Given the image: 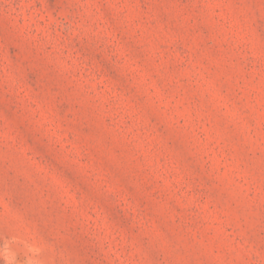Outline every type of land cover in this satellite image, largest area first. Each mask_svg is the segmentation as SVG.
Returning a JSON list of instances; mask_svg holds the SVG:
<instances>
[{"label": "rangeland", "instance_id": "obj_1", "mask_svg": "<svg viewBox=\"0 0 264 264\" xmlns=\"http://www.w3.org/2000/svg\"><path fill=\"white\" fill-rule=\"evenodd\" d=\"M264 264V0H0V264Z\"/></svg>", "mask_w": 264, "mask_h": 264}, {"label": "clouds", "instance_id": "obj_2", "mask_svg": "<svg viewBox=\"0 0 264 264\" xmlns=\"http://www.w3.org/2000/svg\"><path fill=\"white\" fill-rule=\"evenodd\" d=\"M5 264H13V261H11V260L6 261Z\"/></svg>", "mask_w": 264, "mask_h": 264}]
</instances>
